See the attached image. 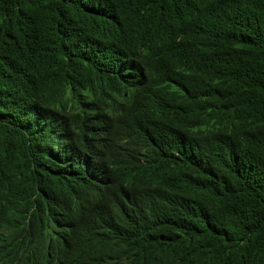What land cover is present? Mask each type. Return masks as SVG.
I'll use <instances>...</instances> for the list:
<instances>
[{"label":"trees","instance_id":"16d2710c","mask_svg":"<svg viewBox=\"0 0 264 264\" xmlns=\"http://www.w3.org/2000/svg\"><path fill=\"white\" fill-rule=\"evenodd\" d=\"M137 84L155 92L156 116L194 96L192 117L217 143L205 174L223 183L219 215L191 207L171 264H264V0H0V240L32 258L41 231L44 244L67 237L45 225L47 209L88 205L38 125L86 134Z\"/></svg>","mask_w":264,"mask_h":264},{"label":"clouds","instance_id":"9594fccd","mask_svg":"<svg viewBox=\"0 0 264 264\" xmlns=\"http://www.w3.org/2000/svg\"><path fill=\"white\" fill-rule=\"evenodd\" d=\"M115 101L113 112L90 116L86 134L70 131L66 120L49 135L38 125L50 159L62 176L76 179L74 188L88 208L85 216L68 207L47 209L45 225L69 233L44 244L41 231L36 243L42 256L29 257L4 235L0 264H99L110 255L124 263L171 264L180 255L181 225L194 204L202 206L206 220H217L223 183L205 174V151L217 143L212 128L192 117L194 96L167 104L159 116L155 92L144 94L138 84ZM193 182L200 184L198 194L189 188Z\"/></svg>","mask_w":264,"mask_h":264}]
</instances>
